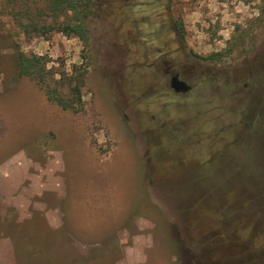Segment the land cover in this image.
Here are the masks:
<instances>
[{
  "label": "rangeland",
  "instance_id": "1",
  "mask_svg": "<svg viewBox=\"0 0 264 264\" xmlns=\"http://www.w3.org/2000/svg\"><path fill=\"white\" fill-rule=\"evenodd\" d=\"M61 1L0 0V264H264V0Z\"/></svg>",
  "mask_w": 264,
  "mask_h": 264
},
{
  "label": "flooded vegetation",
  "instance_id": "2",
  "mask_svg": "<svg viewBox=\"0 0 264 264\" xmlns=\"http://www.w3.org/2000/svg\"><path fill=\"white\" fill-rule=\"evenodd\" d=\"M176 39H174L173 37H171V40L168 41L170 44L174 43ZM157 67L158 69L161 71V75H164V77L167 78V81H168V85H169V88L171 89L170 87V84L172 82V78L174 77H177V79L181 80V81H184L188 86H190L187 81L183 78L181 72H179L177 69H176V64L173 62V61H158L157 63ZM192 89V87L190 86V89L189 91ZM172 90V89H171ZM173 91V90H172ZM188 91V92H189ZM174 92V91H173ZM186 92V93H188ZM175 93V92H174ZM186 93H178L179 95H183V94H186ZM177 94V93H175ZM177 94V95H178Z\"/></svg>",
  "mask_w": 264,
  "mask_h": 264
},
{
  "label": "trees",
  "instance_id": "3",
  "mask_svg": "<svg viewBox=\"0 0 264 264\" xmlns=\"http://www.w3.org/2000/svg\"><path fill=\"white\" fill-rule=\"evenodd\" d=\"M3 1L7 2L9 4V6L14 7L16 5V3H18V2H23L24 4H26L29 0H3ZM59 2H62V1L61 0H51V2H50L51 10H54V11L57 10V6H58ZM63 9H65V8H63ZM24 13L28 15V12H27L26 9H25ZM36 14L39 17L42 16V14H44V8H38ZM23 26H25V25H23ZM77 28H78V30H80L81 29V25H78ZM29 63H30V61L26 62L24 60H21V64H20V72L21 73H26L27 72V71H25L26 70V65H28ZM79 98H78V100H79ZM49 99L50 100H55L58 104H60L63 107H67V104H64L63 101L61 100V98H59V97L57 99H52L51 97H49Z\"/></svg>",
  "mask_w": 264,
  "mask_h": 264
},
{
  "label": "water",
  "instance_id": "4",
  "mask_svg": "<svg viewBox=\"0 0 264 264\" xmlns=\"http://www.w3.org/2000/svg\"><path fill=\"white\" fill-rule=\"evenodd\" d=\"M170 87L177 94L186 93L190 89V86H188L184 81L177 79V77L172 78Z\"/></svg>",
  "mask_w": 264,
  "mask_h": 264
}]
</instances>
